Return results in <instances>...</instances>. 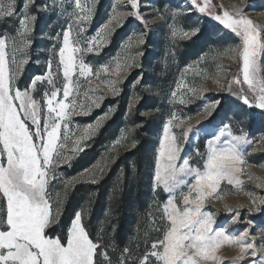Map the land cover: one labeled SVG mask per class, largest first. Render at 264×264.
Listing matches in <instances>:
<instances>
[{"label":"snow or ice","instance_id":"snow-or-ice-1","mask_svg":"<svg viewBox=\"0 0 264 264\" xmlns=\"http://www.w3.org/2000/svg\"><path fill=\"white\" fill-rule=\"evenodd\" d=\"M34 3L35 0H26L18 13L16 0H0V19L18 18L20 25L14 37L0 36V264H96L95 257L100 245L94 243L85 231L81 211L76 212L68 228L66 242L60 237L46 235V229L59 219V212H52L49 187L50 182L59 179L57 169L60 163L69 164L78 153L84 151L86 144H82L97 134L103 122L101 118L95 125L85 126L83 134L75 140L71 154L64 155L62 149L69 139L70 123L77 114V96L73 93L80 92V78L87 80L94 72L93 67L86 63L85 55L98 54L109 43L117 30L111 27L114 22L123 27L128 17H135L142 22L144 17L139 13L138 0H127L133 11L125 14L111 12L109 19L94 36L83 39L82 34L86 31L83 25L94 18L96 0H53L51 6L45 5L42 10L59 9L58 14L68 18L67 27L62 29L59 46L53 43L49 49L46 71L33 76L27 87L21 90L17 82L25 66L30 63L28 49L32 44L31 35L37 20L35 15L30 14ZM190 3L192 8L189 12L195 10L242 38L238 51L232 50L234 58H238L242 81L238 76L233 77L226 90L231 98L225 95L208 104L205 111L211 117L214 112L219 113L224 109V115H227L242 105L248 109L246 116L250 126L258 118L264 123V64L260 62L261 52L264 51V27L244 14L253 5L248 0H241L240 4L232 5L233 11L222 10L217 13L213 11L212 0H203V3L201 0H190ZM113 7L115 9L118 5ZM180 14L173 12L172 16L175 19ZM170 27L174 40L190 39L202 30L184 31L175 25ZM60 36L61 33H57L50 39L55 41ZM137 42L143 45L146 40L141 35ZM129 46L123 45L124 48ZM9 50L12 52L11 64L8 61ZM17 53L24 58L17 61ZM131 63L140 67L135 59L127 62L117 59L114 68L111 63L103 65L95 70V75L99 78L101 73L108 74L110 71L112 75H118ZM61 74L64 81L62 90L55 86ZM107 83L115 95L119 82L108 80ZM233 83L247 85V89L241 87L239 91H232ZM45 85L51 86L53 90ZM218 86L224 88V85ZM180 87L187 88L193 96H202L206 91L198 93L183 83ZM38 88L44 89L39 99L34 96ZM61 91L62 98L58 95ZM85 95H88L87 92ZM172 97L175 99L177 93L173 92ZM89 100L90 104L85 105L83 101L79 104L81 114L86 115L91 107L99 106L96 99L89 97ZM178 102L185 104L186 100L180 98ZM255 110H259L258 115ZM178 119L173 113L164 125L154 172V187H162L170 194L164 205L169 226L163 230L162 238L151 244L152 250L142 258H137L138 264H149L150 257L154 258L155 264H200L201 261L221 264L222 258L217 255V250L224 244L239 247V255L228 260V264H264V231L259 233L260 244L257 247L256 238L250 237L248 227L235 235L224 226L215 227L213 213L203 210L206 200L220 189L221 181L237 185L241 183L238 174L244 170L241 165L245 163V155L257 154L255 151L247 153V148L254 141L243 132L233 134L229 125L224 123L218 133L211 134L207 142L203 169L193 168L189 159L182 158V145L172 131L174 126L180 127L176 123ZM204 123L198 121L196 125L184 128L183 140L188 141L193 135L199 136L204 132ZM225 136L230 138L222 140ZM132 147H135V142ZM181 159L182 163L177 164ZM193 176L194 183L188 185V178ZM85 178L96 183L95 170L86 169L78 178L67 181L65 191ZM181 186H188V192L181 193L182 203L178 206L175 193ZM57 195L59 197V193ZM253 203L254 208L250 211L264 213V197L260 198L259 204H256L255 199ZM227 211L232 213L233 209L228 208ZM239 216L240 213L236 212L233 223L237 222ZM250 239L252 242H249ZM130 254L131 250L124 248L120 264H128L127 257Z\"/></svg>","mask_w":264,"mask_h":264},{"label":"rangeland","instance_id":"rangeland-1","mask_svg":"<svg viewBox=\"0 0 264 264\" xmlns=\"http://www.w3.org/2000/svg\"><path fill=\"white\" fill-rule=\"evenodd\" d=\"M25 2L26 0H16L18 13ZM201 2L203 3V0ZM248 2L253 6L247 8L244 14L264 27V0H248ZM52 3L53 0H35L34 5L30 8V14L35 15L37 20L31 35L32 44L28 49L30 63L25 66L23 75L17 82L21 90L27 87L33 76L46 71L45 62L49 58V49L52 48L53 43L59 46L62 41V29L67 27L68 18L60 16L59 9L56 11L42 10L45 5L51 6ZM138 3L139 13L144 17L143 22L135 17H128L123 27H119L114 22L111 27L117 30L110 37L109 43L101 48L98 54L85 55L86 63L93 67L94 72L87 80L80 78V92L79 94L73 93L77 96V114L72 117L69 139L62 151L64 155H70L75 140L83 134L85 126L95 125L98 119L103 118L97 134L82 144V146L86 144L84 150L88 148L120 104L124 105L120 125L114 135H111L110 131H106L103 135V147L99 159L86 169L95 170L97 181L100 180L118 153L132 149L134 142L136 145L138 141L144 140L143 136H146L147 144L142 148L146 162L145 165L142 163L145 169V174L142 176L144 183L142 189L145 194L149 195L146 202V222L147 230L153 232L154 237L142 255L137 256L134 251L128 257V264H134V262L138 264L137 258H142L145 253H149L152 250L151 244L162 238L163 230L169 226L164 213V205L170 198V194L166 193L162 187H154L155 161L164 136L165 123L172 118L173 113L179 118L176 123H179L180 127L174 126L172 131L182 145L181 156L183 159H189L191 167L201 170L206 159L207 142L211 139V134L218 133L219 128L227 123L233 134L239 135L243 132L254 141L247 148V153L255 151L257 154L245 155V163L241 165L244 170L238 174L241 183L237 185L235 183L228 184L226 180L221 181L220 189L214 196L206 200L203 210L213 213L215 227L224 226L227 231L235 235H239L248 227L250 237L256 238L257 247H259V233L264 231V213L250 210L254 208V199L256 204H259L260 198L264 197V186L258 187V185H264V123L258 118L250 126L246 116L248 109L242 105H238L237 111L228 112L227 115H224V109H221L219 113L214 112L211 117L205 111L208 104L214 103L225 95L230 97V93L226 90L233 77L238 76L242 81V75L238 70V58H234L232 51H238L242 38L195 10L189 12L188 10L192 8L190 0H138ZM240 3L241 0H212L213 11L217 13L222 10L233 11L232 5ZM114 5H118V7L114 9ZM113 11L125 14L133 9L127 0H96L94 18L91 22L83 25L86 31L82 34V38L88 39L94 36ZM173 12L181 14L174 19ZM4 19H0V23ZM12 19L18 23L8 25L7 30L10 32L0 36L14 37L16 35V30L20 26L19 19ZM172 25L184 31H192L197 28L202 30L190 39L178 38L174 40L171 36L170 26ZM57 33H61L57 40L50 39ZM200 34L202 35L200 39H196ZM141 35L146 40L143 45H139L137 42ZM125 44L130 46L124 48ZM140 53L143 55H139ZM16 55L17 61L24 58L20 53ZM11 59L12 52L9 50L8 61L10 64ZM117 59L121 62L135 59L140 67H137L136 63H131L129 67L120 70L118 75H112L110 71L108 74L101 73L99 78L96 77V69L110 63L114 68ZM260 62L264 64V51L261 52ZM12 67L15 66L12 65ZM108 80L119 82L115 95L109 90ZM63 82L61 74L55 86L62 90ZM181 83L196 89L198 93L201 90L206 91L202 96H193L187 88L180 87ZM218 84L224 85V88L219 87ZM45 86L49 90H53L51 86ZM241 87L247 89V85L231 84L232 91H239ZM43 90V88H38L34 96L39 99ZM85 92H87V96ZM173 92L177 93L175 99L172 97ZM58 95L62 98V91ZM89 97L96 99L99 106L91 107L86 115L81 114L82 109L79 104L81 101L85 105L90 104ZM180 98H184L186 103L180 104L178 102ZM140 106L142 107L140 108ZM255 111L258 115L259 110ZM138 116L144 120H138ZM198 121H205L203 125L205 131L199 136L193 135L191 139L184 141L182 130L188 125H196ZM142 126L149 128L146 135H143V132L141 135L137 133ZM229 138L225 136L222 137V140ZM117 141L120 142L117 143ZM83 152L78 153L69 164L61 162L57 169L59 179L50 182L49 198L53 205V213L58 211L60 215L66 192L65 183L78 178L86 170L84 169L73 176L70 175L71 163ZM179 163H182V159L177 161V164ZM78 182L89 183L90 180L85 178L76 183ZM192 183H194V176L188 178V185ZM187 192L188 186H181L175 193L178 206L182 203L181 193ZM228 208H232L233 212L228 213ZM236 212H239L240 216L237 222L233 223ZM249 221H251V225H249ZM71 223L69 227H71ZM249 242H252L251 239ZM105 254V252L99 254L98 264H120V261L113 263L107 254V258H105ZM217 255L222 258L221 264H228V260L239 255V247L230 244L221 245L217 250ZM149 264H155L154 258L150 257ZM200 264H215V262L201 261Z\"/></svg>","mask_w":264,"mask_h":264},{"label":"trees","instance_id":"trees-1","mask_svg":"<svg viewBox=\"0 0 264 264\" xmlns=\"http://www.w3.org/2000/svg\"><path fill=\"white\" fill-rule=\"evenodd\" d=\"M17 23L12 18L2 20L0 35L10 32L7 30L8 25ZM201 36L200 34L196 39H200ZM123 111V104L117 106L99 135L71 163V176L99 159L103 135L106 131L114 135L121 123ZM138 117V120H144ZM148 129L142 126L137 133L141 135L143 132V135H146ZM143 137L144 140L138 141L132 149L118 153L106 174L96 183L78 182L67 189L58 222L46 230L47 236L60 237L65 242L73 217L77 211H81L85 231L94 243L100 245L95 257L96 264L99 263L98 257L101 252H105L113 263L121 260L124 248H129L131 254L135 251L137 256L144 253L154 236L153 232L147 230L146 202L149 195L142 189L144 184L142 176L145 174L142 163L144 165L146 163L142 148L147 144L146 136Z\"/></svg>","mask_w":264,"mask_h":264},{"label":"bare ground","instance_id":"bare-ground-1","mask_svg":"<svg viewBox=\"0 0 264 264\" xmlns=\"http://www.w3.org/2000/svg\"><path fill=\"white\" fill-rule=\"evenodd\" d=\"M260 16V15H259ZM261 18V17H260Z\"/></svg>","mask_w":264,"mask_h":264}]
</instances>
